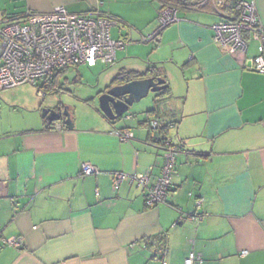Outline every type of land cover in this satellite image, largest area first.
<instances>
[{
  "label": "crops",
  "instance_id": "obj_1",
  "mask_svg": "<svg viewBox=\"0 0 264 264\" xmlns=\"http://www.w3.org/2000/svg\"><path fill=\"white\" fill-rule=\"evenodd\" d=\"M255 4L264 23V0ZM60 5L119 19L113 38L127 42L121 55L134 49V32L157 29L156 0H0V21ZM179 17L145 68H129L157 66L171 89L136 123L110 121L92 98L86 122L47 129L34 115L12 119V107L35 110L37 101L19 100L33 88L8 89V102L1 94L0 264H185L191 251L204 264H264V73L250 68L258 42L246 52L215 42L221 17L212 4ZM122 63L118 73L127 70ZM156 117L176 123L169 135L183 148L167 202L150 207L146 187L125 179L115 190L112 173L150 174L151 184L161 176L166 151L142 124ZM125 129L133 130L129 141L115 134ZM83 163L100 172L82 175ZM13 237L23 246L4 242Z\"/></svg>",
  "mask_w": 264,
  "mask_h": 264
},
{
  "label": "built area",
  "instance_id": "obj_2",
  "mask_svg": "<svg viewBox=\"0 0 264 264\" xmlns=\"http://www.w3.org/2000/svg\"><path fill=\"white\" fill-rule=\"evenodd\" d=\"M159 26L149 34L143 35L142 41L157 40L162 31L180 21L179 9L168 0H159ZM211 3L221 20L213 26L215 42L232 50L246 52L250 40L258 42V53L251 60V70L264 73V23L261 22L255 0H242L241 12L236 20L225 17L221 10L224 0H202L189 8L202 7ZM119 22L116 17L93 10L87 13H75L65 6L55 7L50 13L28 12L21 16L0 21V90L12 89L22 84L38 85L39 82L53 80L62 70L80 65L95 66L99 61L114 63L117 51L124 49L127 42L112 37V28ZM124 118H132L127 113ZM153 128L162 126L158 119L151 120ZM168 131L176 127L175 123H166ZM62 129L61 123L54 125ZM122 141L134 137L130 129L116 130ZM166 151L161 176L150 183V174H128L114 171L113 188L119 189L125 179L137 182L147 188L146 203L155 207L167 202L172 185V173L177 157L181 151L180 144H174L170 135L163 134ZM100 170L83 163L82 175H95ZM1 197V185H0ZM5 243L21 247L23 240L19 237L4 239ZM245 254V252H244ZM185 264H204L201 254L191 251Z\"/></svg>",
  "mask_w": 264,
  "mask_h": 264
},
{
  "label": "rangeland",
  "instance_id": "obj_3",
  "mask_svg": "<svg viewBox=\"0 0 264 264\" xmlns=\"http://www.w3.org/2000/svg\"><path fill=\"white\" fill-rule=\"evenodd\" d=\"M155 23H157V27H158L159 26L158 14H157V19H155ZM111 32H112V37L117 36L118 28L113 27ZM149 34L150 33L139 34L137 32H134L132 41L128 42L129 44L127 46L129 47L130 45H132L134 49L133 48L129 49L130 50V53H128L129 55H127V53L121 55V53L124 52L125 50L119 49L117 51V55L119 56V59L114 63L105 64L99 61L95 66H89L85 64L77 67H69L65 72L61 73L60 77L58 78L56 88L59 89V91L56 93H48L47 95L41 94V96H39L38 90H40L42 86L41 82H39L38 85L23 84L24 88L25 87L33 88L34 92L33 93L31 91L24 92L19 100L26 101L28 104H33L34 101H37V105L35 107V110H31V109L19 110L18 107H12L13 108L12 109L13 112L11 114L12 119L21 121L23 119V116H28L33 119V115H34L36 118H38V120L42 121L43 109L47 107V105L54 106L60 103L61 101L62 103H64L65 106L69 108L73 121L74 118H78L80 121L86 122L88 120V116L91 115V112L86 106V103H88V101H91V99L94 98L96 101V105L99 106V100H98L99 96L108 86H111L114 76L119 72L118 70L121 66L120 64L121 61H123L122 64L124 66H127L126 69L129 70V68H137V69L145 68L144 66H146L148 61L152 59L154 50H156L157 41L156 40L149 42L142 41V36L143 35L147 36ZM251 44L254 45V42H251ZM134 50L137 52H134ZM182 90H183V86H182ZM0 91H1L0 102L2 101L1 103H3V101L6 100L5 99L6 97L1 94L8 95L7 101L5 102H8L9 98L15 99L14 96L11 95L13 93L8 89L3 90L4 92H2V90ZM158 98L159 97H157V93L150 92L147 97L143 98L139 102H136L130 108L129 112H127L135 116L132 120H126V118H124L117 120L116 123H122V122L125 123L126 121L128 123L133 124L136 123L138 117L146 118L147 117L146 111L154 107V105L157 103L156 100ZM4 114L9 115L7 111H5ZM3 118L7 120V117L3 116L2 111L0 110V123ZM133 130L136 131L137 133L140 131L139 128H137L136 126ZM172 130H174V128H172L171 131Z\"/></svg>",
  "mask_w": 264,
  "mask_h": 264
},
{
  "label": "water",
  "instance_id": "obj_4",
  "mask_svg": "<svg viewBox=\"0 0 264 264\" xmlns=\"http://www.w3.org/2000/svg\"><path fill=\"white\" fill-rule=\"evenodd\" d=\"M128 74V70H126ZM114 77L111 86H108L99 96V110L110 120L116 122L122 119L130 108L147 97L150 92L159 93L169 86L163 77H144L130 79L122 77L115 82ZM43 118L46 126H54L62 122L65 128L72 130L74 121L69 108L60 101L57 105L47 106L43 109Z\"/></svg>",
  "mask_w": 264,
  "mask_h": 264
},
{
  "label": "trees",
  "instance_id": "obj_5",
  "mask_svg": "<svg viewBox=\"0 0 264 264\" xmlns=\"http://www.w3.org/2000/svg\"><path fill=\"white\" fill-rule=\"evenodd\" d=\"M158 3V12L161 8V3L159 2V0H156ZM170 4H173L175 7H177L179 9V11L181 9L184 8H189L192 5H195L199 2H201L202 0H168ZM211 4L206 3L205 5H203L202 7H195L198 9H204L207 5ZM241 4H242V0H224V3L221 7V10L223 11V13L225 14V17L227 19L230 20H236L241 12ZM65 70H62L61 72H59L55 78L53 80H48V81H44L40 90L39 91H44L45 94L48 93H56L59 91V89L56 88V80L58 79V77L61 75V73H63ZM163 70L157 66H152L149 69H146L145 71H138V70H128V74L126 72V70H122L120 73H118L116 75V80L115 82H118V80H121L122 77H127L129 76L130 79H138V78H144V77H150V76H155V77H163ZM164 78V77H163ZM165 79V78H164ZM166 83L167 80L165 79ZM168 84V83H167ZM171 93V89L170 86H167L165 89H163L162 91H160L158 94V97H167L169 96ZM149 114L155 112V110L151 109L147 111ZM156 119H158L156 117ZM151 120L148 121H143V125H147L149 127V132H150V139L154 144H157L158 146L161 147V145L165 144L164 140H163V134L169 135L168 131V125L166 123H162L159 119V121L161 122L162 126H160L159 128H153L151 126ZM46 122V121H45ZM113 122V121H112ZM172 123V122H171ZM176 124V123H175ZM47 129H52L54 128V126H47ZM181 148L182 145L180 144Z\"/></svg>",
  "mask_w": 264,
  "mask_h": 264
}]
</instances>
